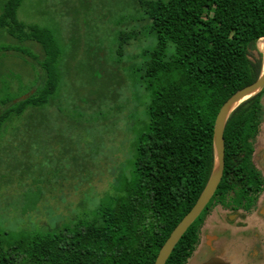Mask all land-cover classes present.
<instances>
[{
	"label": "trees",
	"instance_id": "16d2710c",
	"mask_svg": "<svg viewBox=\"0 0 264 264\" xmlns=\"http://www.w3.org/2000/svg\"><path fill=\"white\" fill-rule=\"evenodd\" d=\"M23 1L4 0L0 27L20 41L40 44L44 76L29 95L2 101L0 132L12 119L48 104L59 84L56 39L50 29L19 20ZM139 4L157 44L145 53L151 100L146 129L135 143L131 176L122 181L120 194L101 204L91 219L27 235L8 249L0 246V264H154L210 177L217 115L263 69L258 44L264 40V0ZM138 36L136 30L122 32L120 49ZM263 95L264 89L230 116L224 133L226 168L244 161L246 128L259 125ZM230 152L238 156L232 158ZM191 234V229L184 234L166 264H184V243Z\"/></svg>",
	"mask_w": 264,
	"mask_h": 264
},
{
	"label": "rangeland",
	"instance_id": "374dc122",
	"mask_svg": "<svg viewBox=\"0 0 264 264\" xmlns=\"http://www.w3.org/2000/svg\"><path fill=\"white\" fill-rule=\"evenodd\" d=\"M139 2L24 0L20 6V21L52 31L61 52L59 84L48 104L0 132V246L91 219L131 176L151 100L145 53L157 44ZM131 30L138 38L120 49V34ZM42 59L40 44L0 27V108L42 83Z\"/></svg>",
	"mask_w": 264,
	"mask_h": 264
},
{
	"label": "flooded vegetation",
	"instance_id": "af4514ba",
	"mask_svg": "<svg viewBox=\"0 0 264 264\" xmlns=\"http://www.w3.org/2000/svg\"><path fill=\"white\" fill-rule=\"evenodd\" d=\"M261 99L264 104V95ZM246 130L244 161L227 168L225 161L215 192L188 228L192 234L184 243V264H204L215 258L228 264H264V111L259 125ZM229 156L236 158L238 153Z\"/></svg>",
	"mask_w": 264,
	"mask_h": 264
},
{
	"label": "water",
	"instance_id": "95a60500",
	"mask_svg": "<svg viewBox=\"0 0 264 264\" xmlns=\"http://www.w3.org/2000/svg\"><path fill=\"white\" fill-rule=\"evenodd\" d=\"M264 53V48L262 50ZM264 89V63L260 76L252 84L238 90L221 107L214 127V165L210 180L200 198L190 212L177 224L162 246L154 264H166L177 243L185 232L202 212L206 204L215 192L225 168V128L232 113L245 101L254 97ZM204 264H228L221 259L215 258Z\"/></svg>",
	"mask_w": 264,
	"mask_h": 264
},
{
	"label": "bare ground",
	"instance_id": "6f19581e",
	"mask_svg": "<svg viewBox=\"0 0 264 264\" xmlns=\"http://www.w3.org/2000/svg\"><path fill=\"white\" fill-rule=\"evenodd\" d=\"M263 41H264V40H263ZM263 41H261V42L259 43V46H260L261 48H263V46H264Z\"/></svg>",
	"mask_w": 264,
	"mask_h": 264
}]
</instances>
